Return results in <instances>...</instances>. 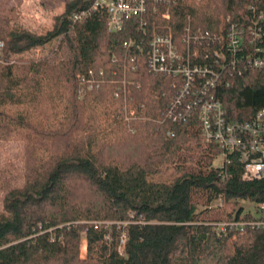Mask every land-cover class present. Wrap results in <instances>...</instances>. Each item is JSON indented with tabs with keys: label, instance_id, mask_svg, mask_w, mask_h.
Segmentation results:
<instances>
[{
	"label": "trees",
	"instance_id": "obj_1",
	"mask_svg": "<svg viewBox=\"0 0 264 264\" xmlns=\"http://www.w3.org/2000/svg\"><path fill=\"white\" fill-rule=\"evenodd\" d=\"M22 1L0 0V264H264V178L244 180L236 154L220 165L195 111L169 116L177 80L151 73L147 57L155 34L185 52L190 22L193 63L221 72L212 92L229 119L249 120L264 106V68L252 61L264 56V0L150 4L144 23L116 32L105 11L74 20L94 0H40L64 10L35 31L20 23ZM231 23L245 29L236 54ZM37 48L48 55L21 56ZM90 70L100 84L81 96Z\"/></svg>",
	"mask_w": 264,
	"mask_h": 264
},
{
	"label": "built area",
	"instance_id": "obj_2",
	"mask_svg": "<svg viewBox=\"0 0 264 264\" xmlns=\"http://www.w3.org/2000/svg\"><path fill=\"white\" fill-rule=\"evenodd\" d=\"M177 1L179 0H94L88 12L75 13L73 18L75 21L81 20L94 10L105 11L108 14V29L116 32L120 31L125 23L134 17H139L140 22L144 23L143 14L148 5L151 4L157 9L158 4L164 3L169 6ZM163 17H170L169 7L163 13ZM260 18L264 19L263 12H261ZM247 30L252 36L251 41L256 44L257 40L261 38V28L255 24L248 25ZM244 32L245 29H239L236 23H231L227 33L229 51L236 54L242 49ZM198 37L199 34H192L189 22L185 27L182 39L187 49L185 52L181 51L171 33L155 34L150 41L147 57L151 73L173 77L177 80L174 86L178 87V92L168 114L175 121H182L194 111L198 113L205 139L217 144L221 149L218 157L219 164L224 165L226 161H229L230 155L236 154L244 166V180L263 179L264 106L249 120H234L227 117L222 102L212 92V88L216 87L219 81L221 72L208 64L202 65L192 61L193 56H197L198 52L191 51V40L192 38L198 39ZM132 43L133 41L130 40L125 43V46H130ZM2 46L3 43L0 42V48ZM214 55L218 59L226 60L225 54L222 52L215 51ZM252 61L256 67L264 68V56H256ZM217 65L222 68L226 66L224 63H217ZM101 73L103 72L101 71ZM81 79L82 85L79 89L81 96L86 93L87 89L100 84L96 80L98 78H96L94 70H90L87 77L81 76ZM131 114H134V110L131 111ZM259 207L264 209V203L259 204ZM224 228V224L219 225L220 230L223 231ZM125 239L126 237L123 236L122 243L125 242ZM121 251H123V246H121Z\"/></svg>",
	"mask_w": 264,
	"mask_h": 264
},
{
	"label": "rangeland",
	"instance_id": "obj_3",
	"mask_svg": "<svg viewBox=\"0 0 264 264\" xmlns=\"http://www.w3.org/2000/svg\"><path fill=\"white\" fill-rule=\"evenodd\" d=\"M64 10V5H61L57 9L47 10L40 4V0H23L20 5V23L24 26L35 30L41 31L42 29H50L53 24V16L61 13ZM56 42V41H55ZM54 42V43H55ZM51 45H48L46 49H48ZM47 51V50H46ZM42 51L41 48H37L22 54L24 60L27 58H40L42 56H47L49 52ZM45 52V53H44ZM5 157L7 160H15L16 154L19 152V148L14 146H6L3 147ZM243 205L246 209H251L252 204L243 201ZM87 253V242L83 239L81 244V255L85 256Z\"/></svg>",
	"mask_w": 264,
	"mask_h": 264
},
{
	"label": "bare ground",
	"instance_id": "obj_4",
	"mask_svg": "<svg viewBox=\"0 0 264 264\" xmlns=\"http://www.w3.org/2000/svg\"><path fill=\"white\" fill-rule=\"evenodd\" d=\"M94 11H96V10H94ZM94 11H92V12H94Z\"/></svg>",
	"mask_w": 264,
	"mask_h": 264
}]
</instances>
